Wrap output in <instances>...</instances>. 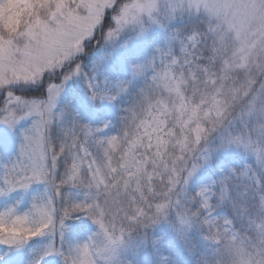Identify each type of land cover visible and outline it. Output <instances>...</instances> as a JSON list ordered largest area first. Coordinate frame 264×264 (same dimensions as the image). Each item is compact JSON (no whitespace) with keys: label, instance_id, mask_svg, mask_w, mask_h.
<instances>
[{"label":"snow or ice","instance_id":"6c2138e0","mask_svg":"<svg viewBox=\"0 0 264 264\" xmlns=\"http://www.w3.org/2000/svg\"><path fill=\"white\" fill-rule=\"evenodd\" d=\"M0 264H264V0H0Z\"/></svg>","mask_w":264,"mask_h":264}]
</instances>
